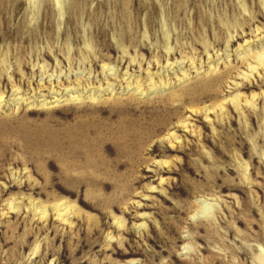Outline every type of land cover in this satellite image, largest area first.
<instances>
[{"label": "rangeland", "instance_id": "rangeland-1", "mask_svg": "<svg viewBox=\"0 0 264 264\" xmlns=\"http://www.w3.org/2000/svg\"><path fill=\"white\" fill-rule=\"evenodd\" d=\"M261 255L264 0H0V264Z\"/></svg>", "mask_w": 264, "mask_h": 264}, {"label": "clouds", "instance_id": "clouds-1", "mask_svg": "<svg viewBox=\"0 0 264 264\" xmlns=\"http://www.w3.org/2000/svg\"><path fill=\"white\" fill-rule=\"evenodd\" d=\"M218 210V198L215 194L204 193L198 196L195 200L194 210L189 214V221L196 223L199 221H211L215 217ZM185 239L188 238V233H182ZM258 264H264V255H261Z\"/></svg>", "mask_w": 264, "mask_h": 264}]
</instances>
